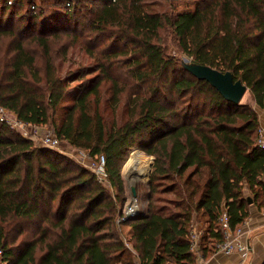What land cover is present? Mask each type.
Wrapping results in <instances>:
<instances>
[{
	"label": "trees",
	"instance_id": "trees-1",
	"mask_svg": "<svg viewBox=\"0 0 264 264\" xmlns=\"http://www.w3.org/2000/svg\"><path fill=\"white\" fill-rule=\"evenodd\" d=\"M75 1L55 0L62 6L44 14L34 0H0V107L25 125L50 124L60 141L92 158L102 153L115 194L92 170L0 117V264H135V257L195 264V222L206 256L224 239L223 208L232 231L250 203L264 211L256 110H264V0H193L170 13L149 10L146 0ZM83 7L90 31L121 46L112 41L96 54L99 39L83 44L94 62L71 71L77 41L51 39L74 30ZM16 18L26 20V36L12 27ZM168 39L190 61L241 79L249 100L228 101L194 77ZM118 67L124 78L114 75ZM134 145L145 151L148 173L155 163L148 204L117 222L126 198L122 167Z\"/></svg>",
	"mask_w": 264,
	"mask_h": 264
},
{
	"label": "rangeland",
	"instance_id": "rangeland-1",
	"mask_svg": "<svg viewBox=\"0 0 264 264\" xmlns=\"http://www.w3.org/2000/svg\"><path fill=\"white\" fill-rule=\"evenodd\" d=\"M23 1L25 2L26 0H23ZM75 2L77 3V0ZM146 2H147V7L149 8V10H153L154 12L162 11V12H165V13H170V12H173V11H178V10L190 7L192 5V3H193V0H146ZM34 3L37 6V8L39 7V8L44 10V14L53 12L52 9L58 7L59 5L62 6V3H59V4L55 3V0H34ZM97 3H94V5H96ZM81 4H82V2L78 1L77 6H80ZM27 8H28V5H27V7L24 5L21 10L24 13H26L25 10ZM86 12H87V8L86 7L85 8L83 7L80 10L79 17H78L79 25L75 26L74 30H71V31H68V30L60 31L58 33H59V35L62 36L61 39H59V40L58 39L57 40L51 39V41H65V42L77 41L76 44L72 47V51L73 52L70 55V57H72V61H73V64L70 65V70L71 71L77 69V63H79V62L81 64H83V65H88V64L90 65V64H92L94 62V60L90 59L87 54H84L85 49L81 48V46L83 44H86V43L94 44V42L97 41V39H99L98 48L94 49V52L96 54H100L101 50H103L104 48L109 47L110 44H112V41H113V44H116L117 46H121V44H117L113 40V38H109L107 36H101V35L97 36L93 32H91L90 29H89V26H87L88 24L86 23L87 22V18L85 17ZM70 23H73V21H70ZM25 24H26V20L25 19L16 18L14 24L12 25V27H14V29H20L21 35H24L26 30L22 29L24 27L22 25H25ZM37 28H40V27L38 26ZM37 28L32 30L31 33H33V31H35V33H38ZM46 33H48L47 35L49 36V33H51V32L47 31ZM24 36H26V35H24ZM27 37H30V36H27ZM12 40H13V37H11V36L3 38L2 41L3 42L5 41V43L3 44L4 46L2 45L3 48H6L5 46L8 44L6 41H12ZM166 41H167L166 43H167V46H168L169 50L172 51V54L174 55V58L177 61L188 62V61L191 60L185 54H183L181 51H179L178 48L174 45V43L171 42L170 39H168ZM70 63H71V61H70ZM67 64L68 63H65L64 66L66 67ZM113 73H114V75L119 74V75H121V77L124 78L125 70L122 69L121 67H118L116 70H114ZM72 83L76 84L78 82L74 81ZM108 84H110V82H108ZM248 100H249V95L247 93V94L244 95L242 101L245 102V101H248ZM7 116L10 119L13 118V116H11V115H7ZM16 128L23 135L25 133L26 137H31V139H33L34 143L37 146H42V147H45L46 145L43 144V142L41 140V136L47 131H52L53 132V129H52L50 124L41 125V126H28L27 125V127H25L24 129L19 127V126H17ZM46 147H48V146H46ZM50 148H52V147H50ZM52 149H54L57 152L63 153L64 156L68 157L69 159H72L74 162H76V163H78V164L90 169L88 167V161L90 159H92V158L88 155V153L85 150L77 149V148L72 147V146L70 147L68 144H66L65 142L60 141V140H59V145L57 147L52 148ZM135 152H138L135 155L139 159V161H140V159L142 160L143 156L145 157V155H146V153L143 150V148L140 147V146H137V145H134L132 147L129 155H131V154H133ZM140 153H141V156H140ZM129 155H128V158H130L132 156H135V155H131V156H129ZM148 156L154 157L153 155H148ZM141 164L145 168L146 181L143 182V181L139 180V182L137 183V194L138 195H137L136 201L134 202L135 209L137 210V212L146 209V206L148 204V201H147L148 200V195H149V184H148V180L149 179L147 180V177H148V174H149L148 173V169H147V166L143 163V160H142ZM154 165H155V163H154ZM154 165H153V167H154ZM123 167H124V165H123ZM123 167H122V175H123V179H124V183H125L124 194H125L126 198H125V202L123 204L122 210L125 211V209L130 205L129 203L131 201V198H130V191H129V188H128V185H127V181H126V177H125V175L127 173L125 171V168H123ZM104 186H106L109 189V191L112 193V195L115 194V189L112 188L109 185V183L104 184ZM163 196L166 197V198L171 197L170 194H163L162 197ZM248 196L251 199L249 201H252V196L250 194ZM163 203H166V202L162 201L161 203H158V204L160 205V204H163ZM126 226L127 225H124L123 223L120 224V230H121V232H122V234L124 236L126 235L125 234V230H124L126 228Z\"/></svg>",
	"mask_w": 264,
	"mask_h": 264
},
{
	"label": "built area",
	"instance_id": "built-area-1",
	"mask_svg": "<svg viewBox=\"0 0 264 264\" xmlns=\"http://www.w3.org/2000/svg\"><path fill=\"white\" fill-rule=\"evenodd\" d=\"M7 115L13 116L12 119H10ZM0 117L4 118L11 127H21L25 128L27 125L24 123L19 122L15 115L3 108L0 107ZM29 126V125H28ZM25 135V133H24ZM41 140L44 145L48 147H57L59 145V139L55 136V134L52 131H47L41 136ZM257 143L260 147L264 148V129L259 127L258 129V137H257ZM92 158V157H91ZM88 167L90 170L93 171L95 178L97 181L101 184H106L108 182V176H107V170H106V161H105V156L100 153L90 159L88 161ZM131 206V205H129ZM137 210L133 209L131 211L128 210V207L123 211L122 216L117 220V222H123L127 218L134 216L137 214ZM219 224L222 228L223 234H224V239L220 242L215 243V250L222 251L224 253H230L233 251H246L247 250V241L245 238H241L240 235V228H238L236 231H232L229 226V221L227 217V212L226 209L223 208L221 215L218 218ZM202 227H198L193 224V227L190 230L191 233V239H190V245H191V251H194L197 253V255H200L199 249H198V242L199 239L201 238L202 235ZM128 245V243H125ZM129 246V245H128ZM0 254H1V249H0ZM135 264H142L141 261L135 257L134 259ZM204 264V263H202Z\"/></svg>",
	"mask_w": 264,
	"mask_h": 264
},
{
	"label": "crops",
	"instance_id": "crops-1",
	"mask_svg": "<svg viewBox=\"0 0 264 264\" xmlns=\"http://www.w3.org/2000/svg\"><path fill=\"white\" fill-rule=\"evenodd\" d=\"M259 126L264 129V110L256 106ZM245 194H249L247 187ZM195 225L202 227L200 222ZM241 238L247 241L246 251H233L224 253L214 250L206 256L198 255L195 264H263L264 263V211L257 205L250 203L249 215L240 225ZM125 236L129 235L130 227L126 226Z\"/></svg>",
	"mask_w": 264,
	"mask_h": 264
},
{
	"label": "water",
	"instance_id": "water-1",
	"mask_svg": "<svg viewBox=\"0 0 264 264\" xmlns=\"http://www.w3.org/2000/svg\"><path fill=\"white\" fill-rule=\"evenodd\" d=\"M184 68L191 73L194 77L199 80H206L212 87L217 89V91L228 101L233 103H238L243 97L247 90L246 85L241 81V79H234L230 71H220L209 65L199 64L192 61L183 62ZM156 160V159H155ZM153 168H151L150 172ZM148 174L147 180L149 179ZM126 181L130 191V205L131 202H135L137 199V183L141 180V176L134 178L132 181L128 177V172L126 171Z\"/></svg>",
	"mask_w": 264,
	"mask_h": 264
},
{
	"label": "bare ground",
	"instance_id": "bare-ground-1",
	"mask_svg": "<svg viewBox=\"0 0 264 264\" xmlns=\"http://www.w3.org/2000/svg\"><path fill=\"white\" fill-rule=\"evenodd\" d=\"M141 156V153H140ZM125 171L128 172V177L132 181L134 178L138 177V175L141 176V181H146V175H145V168L139 161V159L135 156H132L128 158L125 163L124 167ZM137 206V205H136ZM135 209L134 202H131V206H128V210L131 211Z\"/></svg>",
	"mask_w": 264,
	"mask_h": 264
}]
</instances>
